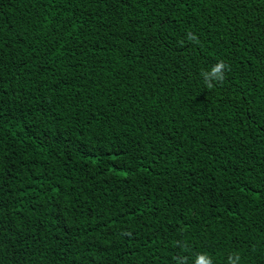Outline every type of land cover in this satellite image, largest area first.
<instances>
[{"label": "trees", "instance_id": "trees-1", "mask_svg": "<svg viewBox=\"0 0 264 264\" xmlns=\"http://www.w3.org/2000/svg\"><path fill=\"white\" fill-rule=\"evenodd\" d=\"M198 253L264 264V0H0V264Z\"/></svg>", "mask_w": 264, "mask_h": 264}, {"label": "clouds", "instance_id": "clouds-1", "mask_svg": "<svg viewBox=\"0 0 264 264\" xmlns=\"http://www.w3.org/2000/svg\"><path fill=\"white\" fill-rule=\"evenodd\" d=\"M187 38L189 40H195L196 37L193 33L189 32L187 34ZM228 68L222 60L218 61L214 64L210 70L202 71L201 75L203 77L204 83L207 88L211 89L215 86L216 83H222L225 80V69ZM179 243V242H178ZM239 255L229 256L228 264H238L239 262ZM177 264H187V257L179 256L176 258ZM193 264H213L211 257L206 253H198L196 254Z\"/></svg>", "mask_w": 264, "mask_h": 264}]
</instances>
